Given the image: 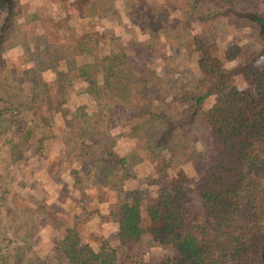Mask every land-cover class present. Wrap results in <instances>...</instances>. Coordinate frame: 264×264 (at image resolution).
Returning a JSON list of instances; mask_svg holds the SVG:
<instances>
[{
  "label": "trees",
  "instance_id": "16d2710c",
  "mask_svg": "<svg viewBox=\"0 0 264 264\" xmlns=\"http://www.w3.org/2000/svg\"><path fill=\"white\" fill-rule=\"evenodd\" d=\"M31 1L0 0V264H264V0H41L58 4L57 17ZM121 9L145 39L85 20ZM227 29L242 40L221 44ZM160 37L191 43L190 57L170 45L183 73L151 65ZM194 122L211 140L191 189L169 169ZM115 125L133 135L131 152L116 150ZM143 160L156 185L148 197L126 183ZM64 162L72 181L57 177L54 196L30 182L39 165L54 177ZM89 189L86 222L116 195L115 244L69 223L63 206ZM38 224L54 232L42 248ZM146 235L167 250L146 258Z\"/></svg>",
  "mask_w": 264,
  "mask_h": 264
},
{
  "label": "rangeland",
  "instance_id": "374dc122",
  "mask_svg": "<svg viewBox=\"0 0 264 264\" xmlns=\"http://www.w3.org/2000/svg\"><path fill=\"white\" fill-rule=\"evenodd\" d=\"M41 0H32L31 1V9L34 10L35 8H40L43 11L48 12L52 16L57 17L59 13V7L57 3L48 2L45 6H41L38 4ZM86 22H88L90 25H93V27L100 28L101 30L111 33L114 36H117L118 39L122 41H127L128 39H131L132 37H136L138 39H145L146 35L143 34L140 30H138L135 26V24L130 20L128 14L124 10L121 9L118 10V12H110L107 15H102L100 17H89L85 19ZM243 36L239 34L238 31L227 29L225 35L223 36V39H220L221 44H225L227 42L231 41H239L242 40ZM240 40V41H241ZM155 41V50H157V53H151L149 56L151 58V65L155 66L158 70V72L164 73V70H169L170 72L173 71H182V69H185L188 64L187 60L183 57V54L176 53L173 49V51L170 50V45H175L181 49L182 52L188 57L192 54V45L189 41H184L181 38L173 37V42H168L167 40L163 39L162 37L157 38ZM160 49L161 52H159L158 49ZM147 53V51H146ZM161 54L162 56L171 55L173 57L162 59L157 58L158 55ZM7 55L9 58L13 59L17 55V46L16 47H10L7 50ZM230 65H235L234 63H229ZM183 73V71H182ZM178 75V74H176ZM236 83L244 85L243 79L240 76H235L233 79ZM87 95L86 94H78L77 97L73 100L74 102H80L82 100H86ZM211 101L210 99L208 100ZM69 105L67 104L66 109H68ZM46 114V110H44ZM56 127L61 132V129L63 128V124H61V117H59ZM55 127V128H56ZM56 128V129H57ZM57 129V130H58ZM111 131L115 134L116 139V150L119 153H127L130 151V145L134 141V137L128 130L125 128H122L119 125H115L111 128ZM193 135L195 137H193ZM183 137H185L188 141V146L185 148V150H181L177 153L175 164L169 169V172L171 173L172 177L175 179H179L183 181L187 186L193 187V184L198 177V174L202 168V166L207 161V147L209 144V141L211 140V135L209 129L200 123H192V124H185L183 126ZM58 151V146L52 144L50 147V151L48 152L49 157H53L56 155ZM132 151V150H131ZM130 151V152H131ZM68 152H66L67 154ZM65 154V155H66ZM63 155L64 157H66ZM144 157V154H142ZM54 159V158H51ZM147 161V162H146ZM143 160V162L134 164V171L136 172L137 177L136 178H130L129 182H126L129 187H137L140 189H143V195L147 196L149 193H154L156 185L152 181L153 174L151 172L150 164H148V160ZM49 161L46 163L45 166H48ZM77 161L74 160L71 164L77 165ZM42 164V163H41ZM79 164V163H78ZM43 165H39V167L36 170L35 176L33 179H30V182H32L36 187L42 188L44 191L46 190L49 194V197L55 195V190L57 188L56 185V179L57 177L61 178L63 181V185L66 184L68 181H72L69 174H64L61 169L66 168L69 166V163H62L61 166L58 169L59 174H56L54 177L50 176L49 171L42 167ZM56 169V168H55ZM54 169V170H55ZM66 173V172H65ZM83 187V186H82ZM85 187L82 188V192H84ZM86 189V188H85ZM131 189V188H129ZM61 194L60 196H65V190L64 188L60 189ZM91 191L92 193L95 191L93 189L87 190L84 194L86 201H82V199H79V191H74L73 194V200L71 201L69 199L68 202H66L65 206L63 208L68 209L70 211V220L69 223H74L76 226L82 227V233L85 238H90L92 240L96 239H103L108 240L110 243H117V240H115L114 235L117 232V226H116V220H115V214L111 213L108 209L109 205L114 207L115 204H112V200L115 199L116 195L113 192H110V194H106V199L100 204H95V206L98 207V210L92 214L93 216H90L88 219L89 222H86V218L88 217L87 212L92 211V209H95L93 205H90V201L92 202L94 199V196L89 193ZM192 197L194 198L193 191L190 192ZM83 195H81L82 197ZM53 198V197H52ZM51 199V198H50ZM89 203V204H88ZM94 203V201H93ZM83 206L85 209H81L78 207ZM56 228V227H55ZM56 232L58 231V228L54 229ZM54 234L53 228L50 225H36L35 227V237L36 239H41L40 247L42 248L45 246L51 239V235ZM143 248H144V256L148 259H155L161 255L164 251H166V248H162L155 245V242L146 235L144 237L143 242Z\"/></svg>",
  "mask_w": 264,
  "mask_h": 264
}]
</instances>
